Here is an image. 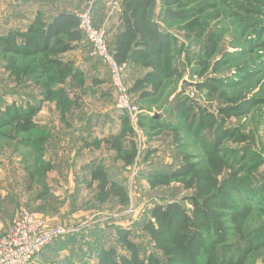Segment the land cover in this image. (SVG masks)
Returning a JSON list of instances; mask_svg holds the SVG:
<instances>
[{
    "label": "rangeland",
    "instance_id": "obj_1",
    "mask_svg": "<svg viewBox=\"0 0 264 264\" xmlns=\"http://www.w3.org/2000/svg\"><path fill=\"white\" fill-rule=\"evenodd\" d=\"M97 1L0 0V35L10 30L22 32L38 11L51 19L65 11L67 5L79 6L75 8L80 12L92 2L94 24L106 29V39L111 44V32L125 0H106L102 10L97 7L100 5ZM162 6L163 1L157 0L153 16L164 30L176 35L178 45L172 64L177 74L164 80L159 93L140 99L141 90L151 88L131 90L143 71L127 67L125 83L130 88L133 108L129 111L119 108L109 71L92 55L89 43L84 40L75 50L61 55L84 72V78L74 83L81 107L68 115L69 125L60 120L53 101L45 102L36 116L39 125L49 134L44 155L41 157L34 147L0 136V235L23 208L37 210L49 225L66 229L64 235L28 264L82 261L95 264L100 248L116 243L117 228L131 229L132 236L148 251L151 244L142 230V221L149 217L151 207L174 200L190 207L185 197L192 190L178 182L158 184L159 178H153L152 174L172 170L183 162L185 155L192 156L201 166L210 164L208 149L214 139L213 131L195 134L179 125L176 135L173 129L162 127L167 123L179 124L175 107L184 97L215 114L223 107L233 108L232 114L226 116L225 126L232 132L224 148L234 149L240 155L246 150L255 153L254 158L261 157L262 164L252 172L247 170L251 156L245 157L239 166L244 170L242 176L250 178L254 188L264 185V0L186 3L184 7L199 12L187 21L176 23L163 22ZM103 10L104 16L96 15ZM217 37L221 40L218 52L206 58V45ZM2 63L0 58V105L36 99L39 90L32 82H13ZM215 80L219 83L217 91L198 86ZM126 115L133 125L138 146L137 157L130 166L117 160L115 151L105 142L100 148L87 146L95 139L103 140L111 133H118L121 118ZM153 118L158 128L152 127ZM94 160L103 161L126 187L128 204L121 205L115 198L104 204L96 201V190L87 181L88 169ZM237 200L240 206L251 205L252 212L242 234L233 237L235 248L252 245V239L256 246L239 264H264V204L257 197L251 201L245 195Z\"/></svg>",
    "mask_w": 264,
    "mask_h": 264
},
{
    "label": "trees",
    "instance_id": "obj_2",
    "mask_svg": "<svg viewBox=\"0 0 264 264\" xmlns=\"http://www.w3.org/2000/svg\"><path fill=\"white\" fill-rule=\"evenodd\" d=\"M162 1L163 22L176 23L187 21L199 12L184 7V4L201 0ZM156 3L157 0H125L119 15L121 27L109 44L116 61L125 65V70L133 67L143 71L131 89L151 88L141 90L140 99L159 93L164 80L177 74L172 64L178 38L164 30L154 18ZM84 40L86 37L76 11H61L51 19H46L43 12L38 11L22 32L10 30L0 35V58L5 72L13 82L22 84L30 80L39 90L36 99L23 103L14 100L11 104L0 105V136L34 147L41 157L44 155L49 134L39 125L36 116L45 102L53 101L60 112V120L69 125L68 115L81 107L74 83L84 78V72L61 55L75 50ZM220 41L218 37L211 38L206 45V58L218 52ZM218 85L215 80L198 86L217 91ZM232 109L223 107L219 114H215L189 97L177 102L175 116L179 124L167 123L162 127L173 129L176 135L181 127L195 134L213 131L214 139L208 149L210 164L201 166L192 160V156L185 155L183 162L172 170L152 174L153 178H159L158 184L178 182L185 189L192 190L193 193L185 197L190 207L179 200L153 205L149 217L142 221V230L149 237L151 248L146 251L137 237L132 236L131 229L117 228L116 243L101 247L95 264H239L255 250L253 239L252 245L237 250L233 237L242 234L252 212L251 205L240 206L237 197L245 195L251 201L257 197L264 204V185L254 188L253 181L242 176L244 170L239 165L248 156L253 157L248 164L250 172L262 163L261 157L254 158L253 152L245 150L240 155L234 149L224 148L232 132L225 126L226 116L232 114ZM154 120L151 121L154 123L152 127L158 128ZM121 126L118 133H111L103 140L95 139L87 146L100 148L105 142L115 151L117 160L130 166L137 157L138 146L129 116H122ZM87 175L89 186L96 190L97 202L104 204L115 198L121 205L128 204V190L103 161L94 160Z\"/></svg>",
    "mask_w": 264,
    "mask_h": 264
},
{
    "label": "built area",
    "instance_id": "obj_3",
    "mask_svg": "<svg viewBox=\"0 0 264 264\" xmlns=\"http://www.w3.org/2000/svg\"><path fill=\"white\" fill-rule=\"evenodd\" d=\"M92 9L93 3L89 2L78 12L80 28L91 47L92 55L109 71L111 86L117 93L118 107L125 111L132 110L125 83V65L119 64L111 52L106 29L95 26ZM134 110L137 112L136 107ZM65 233L64 227L49 225L39 211L23 208L14 217L6 232L0 235V264H28Z\"/></svg>",
    "mask_w": 264,
    "mask_h": 264
},
{
    "label": "crops",
    "instance_id": "obj_4",
    "mask_svg": "<svg viewBox=\"0 0 264 264\" xmlns=\"http://www.w3.org/2000/svg\"><path fill=\"white\" fill-rule=\"evenodd\" d=\"M69 2L73 3L72 1H69ZM103 2H105V3H103ZM78 3L82 4L81 1H78ZM97 4H100L97 7L100 6V9L102 10V9H104V6L106 4V0H99V1H97ZM67 6H69V7L65 8V11H76V12L79 11V10H77L75 8V7H79V6H74V5L73 6L72 5H67ZM98 14H101V15L104 16V10L102 12H98V13L96 12V15H98ZM120 27H121V22H120V19H118L116 25L114 26V28H113V30L111 32V33H113L112 41H113L114 37L116 36L117 32L119 31Z\"/></svg>",
    "mask_w": 264,
    "mask_h": 264
}]
</instances>
